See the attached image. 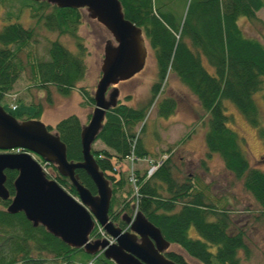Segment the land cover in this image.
Instances as JSON below:
<instances>
[{"label": "trees", "instance_id": "obj_1", "mask_svg": "<svg viewBox=\"0 0 264 264\" xmlns=\"http://www.w3.org/2000/svg\"><path fill=\"white\" fill-rule=\"evenodd\" d=\"M4 1L7 4L12 0ZM17 1L19 8L8 10L4 18L7 24L0 29V100L12 92L22 75L25 61L23 64L21 57L23 53L28 56L23 50L36 41L37 29L42 27L58 35L69 34L75 39L76 51L48 41L46 59H36L34 63L32 60L34 85L45 90L47 103H50L48 89L51 87L64 97L77 93L83 103L92 108V93L86 88H77L86 71L82 44L74 33L79 24L78 10L58 9L46 2ZM118 1L124 18L141 30L154 60L156 79L150 86L146 105L131 107L117 102L105 113L96 134V141L104 148L92 150L93 158L100 172L112 176H106L112 191L108 219L121 229L135 206L137 216L154 226L166 242L199 264H240L238 253L245 250L242 230L235 227L228 211L217 208L203 192L196 191L190 179L177 181L172 155L148 179L141 170H134L135 194L121 164L125 157L142 160L153 156L140 138L144 126H139L168 76H174L202 111L200 120L206 127L205 158L219 157L224 171L241 183L257 205L258 219L255 220L264 222V173L249 165L243 140L228 127L229 117L222 105L223 101L229 102L255 128L264 146V127L253 100L255 93L264 91V47L245 37L237 24L240 18L253 21L255 13L264 8V1L183 0L179 3L180 18L173 9L177 0ZM23 9L28 10L34 21L32 27L24 28L19 22ZM128 99L126 96L124 101ZM33 107L31 118L36 119L41 110L39 104ZM174 108L173 99L162 98L157 107L158 116L167 117ZM52 129L64 147L66 160L80 162L78 118L69 115L56 122ZM199 165L205 167L204 160ZM54 174L60 186L75 194L67 179ZM4 177L8 199L0 200V264H113L101 255L89 256L81 249L66 246L41 226L32 227L22 213L8 214L6 207L14 194L12 185L16 172L5 171ZM74 177L95 195L92 182L82 170H74ZM166 258L175 264H186L174 252H169Z\"/></svg>", "mask_w": 264, "mask_h": 264}, {"label": "rangeland", "instance_id": "obj_2", "mask_svg": "<svg viewBox=\"0 0 264 264\" xmlns=\"http://www.w3.org/2000/svg\"><path fill=\"white\" fill-rule=\"evenodd\" d=\"M2 1L0 0V29L7 24L4 18L8 10H17L20 6V2L16 0L9 1L7 4L6 1ZM182 1L177 0L176 5L173 6L178 18L182 13V7L179 4ZM9 6L12 7L8 8ZM171 6L172 2L168 8ZM78 13L79 24L74 33L78 42L82 44L86 71L83 80L77 84V88H86L93 93L100 77L99 67L103 47L106 42L111 44L113 42L108 32L96 21L91 20L84 9L78 10ZM29 15L27 9L20 12L19 22L24 28L34 25ZM237 24L245 37L256 40L264 47V8L255 13L253 21L249 22L240 18ZM37 32L36 41L23 50L28 54L26 56L23 53L21 57L23 64L25 61V67L22 75L13 85L12 93L10 92L12 97L6 98L1 103L3 110L20 121L30 118L35 110L33 106L39 104L41 114L37 119L44 124L54 126L60 119L73 114L81 125H86L92 108L86 106L77 93L73 92L64 97L58 95L51 87L48 89L50 103H47L46 92L34 85L36 81L31 70L32 60L34 63L36 59H46L45 48L48 41H56L67 50L74 52L76 51L75 39L69 34L58 35L42 27H39ZM145 46L147 57L143 69L131 79L120 82L116 86L119 92L118 99L124 101V98L129 96L125 102L131 107L146 105L150 98V86L156 79L154 60L146 42ZM203 65L206 66L205 63ZM162 98H171L175 103L173 112L164 118L159 117L157 111ZM253 100L259 113L260 124L264 127V91L255 93ZM9 105H15V110L11 111ZM222 105L225 114L229 117L228 127L243 140V150L249 165L264 173V146L255 128L250 126L229 102L223 101ZM147 110L143 132L140 134L147 149H152L155 156L161 155L169 148L175 149V153L170 158L176 169L177 181L181 183L190 179L196 191L203 192L207 200L215 204L217 208L228 211L235 227L242 230L245 250L238 253L240 264H264V222L255 220L258 207L251 196L242 189L241 183L233 180L230 174L224 171L218 156L205 158L203 135L206 127L200 120L202 111L194 97L174 76L169 75L159 96L150 103ZM100 147V143L95 142L91 148L98 150ZM202 160L205 167L199 165ZM38 162L47 168L41 161ZM49 175L52 176L50 173ZM191 232H193L192 229ZM167 251L180 255L186 264H199L175 246L171 245ZM46 258L51 259L50 256Z\"/></svg>", "mask_w": 264, "mask_h": 264}, {"label": "water", "instance_id": "obj_3", "mask_svg": "<svg viewBox=\"0 0 264 264\" xmlns=\"http://www.w3.org/2000/svg\"><path fill=\"white\" fill-rule=\"evenodd\" d=\"M27 1H44L58 9H84L91 20L108 32L113 44L106 42L103 47L100 77L93 93V110L87 125L81 127L79 134L80 162L66 160L64 147L57 135L49 133L42 123L17 122L0 107V151L4 152L0 153V200L8 199L3 186L4 172H16L12 185L14 194L6 212L11 215L22 213L32 227L41 226L66 246L83 249L88 255L105 249L103 257L114 264H175L162 254L169 243L142 217H136L130 227L131 234L121 233L108 221L111 190L90 153L105 113L116 105L118 91L115 86L143 69L146 47L141 30L124 18L118 0ZM13 149L22 152L7 153ZM26 152L54 165L57 172L69 180L80 203L55 182L48 181L39 163ZM76 169L82 170L92 182L95 196L77 182L74 177ZM92 218L113 238L114 244L87 243L94 227Z\"/></svg>", "mask_w": 264, "mask_h": 264}, {"label": "built area", "instance_id": "obj_4", "mask_svg": "<svg viewBox=\"0 0 264 264\" xmlns=\"http://www.w3.org/2000/svg\"><path fill=\"white\" fill-rule=\"evenodd\" d=\"M155 168H156V166H151L150 168H149V170L147 171V175H150L152 172H153V170H155ZM132 181V180H131Z\"/></svg>", "mask_w": 264, "mask_h": 264}, {"label": "crops", "instance_id": "obj_5", "mask_svg": "<svg viewBox=\"0 0 264 264\" xmlns=\"http://www.w3.org/2000/svg\"><path fill=\"white\" fill-rule=\"evenodd\" d=\"M47 125L52 126V125H50V124H47ZM101 148H102V147H101ZM148 151H150L151 154H154V151H153L152 149H151V150L148 149Z\"/></svg>", "mask_w": 264, "mask_h": 264}, {"label": "flooded vegetation", "instance_id": "obj_6", "mask_svg": "<svg viewBox=\"0 0 264 264\" xmlns=\"http://www.w3.org/2000/svg\"><path fill=\"white\" fill-rule=\"evenodd\" d=\"M168 253H169V252H167V251H163V252H162V254H163L164 257H166V255H167Z\"/></svg>", "mask_w": 264, "mask_h": 264}]
</instances>
